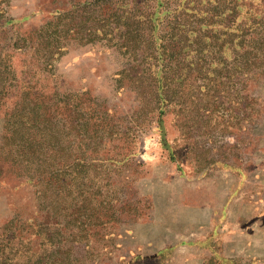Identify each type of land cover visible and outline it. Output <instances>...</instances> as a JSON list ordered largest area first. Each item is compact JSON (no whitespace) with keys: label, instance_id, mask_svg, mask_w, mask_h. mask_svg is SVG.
Segmentation results:
<instances>
[{"label":"rangeland","instance_id":"1","mask_svg":"<svg viewBox=\"0 0 264 264\" xmlns=\"http://www.w3.org/2000/svg\"><path fill=\"white\" fill-rule=\"evenodd\" d=\"M77 1L1 5L0 262L264 264V0H227L261 22L253 88L184 116L142 112L136 62L105 42L61 32L45 61L40 29Z\"/></svg>","mask_w":264,"mask_h":264},{"label":"trees","instance_id":"2","mask_svg":"<svg viewBox=\"0 0 264 264\" xmlns=\"http://www.w3.org/2000/svg\"><path fill=\"white\" fill-rule=\"evenodd\" d=\"M3 1L0 30L8 23ZM210 1L209 11L203 9V0L77 1L55 23L40 29L39 48L49 63L63 49L61 32L85 42H105L136 62L138 70L127 78L137 90L142 112L163 115L175 106L184 116L188 102L195 111L216 112L221 94L241 77L245 88H253L251 72L262 69L257 65L261 43L248 30L261 22L235 25L236 9L229 8L230 2Z\"/></svg>","mask_w":264,"mask_h":264}]
</instances>
